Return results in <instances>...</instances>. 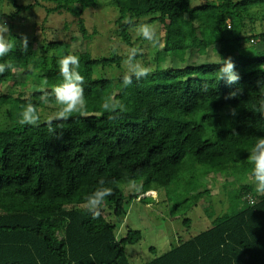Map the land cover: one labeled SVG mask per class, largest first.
<instances>
[{
	"label": "trees",
	"instance_id": "obj_1",
	"mask_svg": "<svg viewBox=\"0 0 264 264\" xmlns=\"http://www.w3.org/2000/svg\"><path fill=\"white\" fill-rule=\"evenodd\" d=\"M104 1L0 0V23L7 25L38 10L45 19L64 13L76 17L58 29L67 41L52 33L49 40L54 29L42 26V39L35 35L27 52L20 48L21 34L8 38L17 46L3 58L16 70L0 75V264H133L126 248L138 244L142 233L129 228L119 233L129 205L153 190L170 203V193L187 186L189 192L170 211L178 216L210 192L191 186L196 176L208 177L213 187L218 183L222 193L232 183L231 211L213 216L196 235L189 230L191 220L183 218L185 235L178 233L164 254L142 264H264V195L254 191L247 161L256 138L264 136V118L253 110L264 95V0ZM102 3L118 13L108 32L112 37L99 33L95 22L89 34L83 18ZM126 18L134 23L148 19L161 28L164 47L137 56L145 66L152 64V72L125 88L122 73L115 74L123 67V55L114 49L124 53L119 46L146 43L139 37L131 41L133 28ZM97 34L114 45L103 43L102 55L95 53L102 48H93ZM109 47L114 48L107 52ZM191 50L213 61L161 67L159 51L184 64ZM69 53L79 57L82 74H92L84 87L87 114L53 121L56 131L50 133L42 112L56 106L54 101L38 103V89L45 79L48 89L62 82L56 61ZM228 57L240 77L234 84L217 76L221 59ZM203 84L207 92L201 91ZM238 88L242 94L225 99ZM106 95L125 106L116 121L101 108ZM29 101L38 106L39 126L18 123ZM230 108L237 109L235 117ZM101 179L113 194L93 219L85 198ZM132 179L142 185L140 191L132 187L124 194L121 187L131 186ZM149 251L155 254L156 249Z\"/></svg>",
	"mask_w": 264,
	"mask_h": 264
},
{
	"label": "rangeland",
	"instance_id": "obj_2",
	"mask_svg": "<svg viewBox=\"0 0 264 264\" xmlns=\"http://www.w3.org/2000/svg\"><path fill=\"white\" fill-rule=\"evenodd\" d=\"M103 3L105 4V1L103 0ZM101 4L97 9H93L89 11V13H84L83 18H85V24L88 28L89 34H92V29L94 26H92V22H95L97 25V28L99 30V33L105 34V33H112L114 30V25L111 23L114 17H117L116 10L112 9L110 6H105L104 4ZM72 10H77L76 6H69ZM8 12V10H5ZM92 15V16H91ZM91 17V18H90ZM46 15L43 10H38L36 12H32L30 14H24L21 15L19 19L14 21L12 24L7 25L10 29V33L8 34V38L10 35L15 34H24L27 35L29 38V41L35 36L39 35L38 39L41 40L42 37L40 33L42 32L40 30V26L46 27L45 30L48 28L54 29L52 32L48 33L47 38L49 40H52L54 36L57 39L60 40H68V37H65L66 33L61 32L58 29L62 28V25L64 22H75L76 17L71 16L67 13H64L62 15H55L54 17H48V19H45ZM94 18L93 20H91ZM44 19L46 21H44ZM143 22L149 23L148 19H145ZM164 31L160 28V33L162 34ZM47 32L45 31V34ZM54 36L52 37V34ZM108 33V34H109ZM74 37H76L80 42V48L81 50H84V45L82 44V37L74 31L73 34ZM110 37H112L109 34ZM97 42H94V49H99L103 47V43H105L106 39L105 36H100L97 34L96 37ZM95 40V41H96ZM137 40V36L135 32H132V39L133 42ZM93 41V40H92ZM114 42V41H113ZM142 41L139 40L138 43L135 44V46L139 47ZM107 45H113L111 41L109 40ZM42 43H37L34 46L35 50H39ZM143 46V51H146L147 48H151L146 43H142L140 48ZM121 51H126V46H119ZM114 47L107 48V52L111 51V49ZM116 49V48H115ZM64 51H68V46L62 49ZM149 50V49H148ZM193 50L189 51L186 55L185 63L181 64L179 59L173 54H163L162 51H159V55L164 59V61L161 64V67L163 68H180L185 65H189L194 63V65H199L203 63H211L213 60L210 55L208 56H200L196 52H192ZM93 52V50H92ZM105 49H100L96 51L95 53L98 55L104 54ZM148 52V51H146ZM63 54V53H62ZM139 60V59H137ZM141 62V61H140ZM144 64V63H143ZM152 64L149 65V67L152 68ZM154 66V65H153ZM155 67V66H154ZM109 71V69H108ZM110 71H114V68ZM124 68L118 72L115 71V74H121L123 73ZM81 73V72H80ZM82 74V73H81ZM109 74V72H108ZM85 77V83L84 87H87L91 81L92 74L91 72L87 73V77L85 74H82ZM110 75V74H109ZM5 89V87H4ZM34 89H32L33 91ZM18 93V89H16V94ZM55 110H52L48 108L47 110L43 111L42 114H44L45 119H48ZM3 116L2 112H0V117ZM0 121L2 119L0 118ZM196 181H193L191 186L195 189L204 190L206 187L210 189V192L204 193L202 199L198 202L196 207H193L189 210H186L184 212H180L178 216H172L170 211L172 209L173 202L178 203L180 202L186 193L189 192V188L187 186H183V188L175 189V194L170 193V199L172 202L164 201L167 199V196L162 193L161 196H157L158 194L154 192H149L147 194H144L146 197H153L152 200L149 201H143V196H138L136 198V203H131L128 207V214L126 215V218L124 219L123 224H121L119 233L126 232V229H133V230H139L142 233V240L136 244V245H130L126 248L127 255L130 259V261L133 264H142L145 262H149L152 260L156 255L160 256L164 254L170 247V245L174 242V240H177L178 233H186L185 225L183 224V218H188L191 220V228L189 229L190 232L193 235L198 234L200 231H203L206 229V227L209 225L208 223H211V220L213 219V216L218 217L219 215L228 213L231 211L232 202L228 196L229 187H231L232 183H229V186H227V190L225 189L222 193L219 192V184L217 183L216 186H212L211 182L209 183L208 177L206 179H199L198 176H196ZM196 182V183H194ZM235 186V185H234ZM124 194H127L129 190H131L132 186L121 187ZM140 201V202H138ZM214 217V218H215ZM209 218V219H208ZM211 218V219H210ZM151 247H154L156 249L155 254L150 252L149 249Z\"/></svg>",
	"mask_w": 264,
	"mask_h": 264
},
{
	"label": "clouds",
	"instance_id": "obj_3",
	"mask_svg": "<svg viewBox=\"0 0 264 264\" xmlns=\"http://www.w3.org/2000/svg\"><path fill=\"white\" fill-rule=\"evenodd\" d=\"M126 23L132 26L136 36L147 42L151 48H163L162 34L159 32L158 26L147 23H134L130 18H126ZM10 29L5 22L0 23V75L7 71H15L14 65L3 58L6 57L14 48L16 41L8 39ZM22 51L27 52L29 49V38L27 35L21 34L18 39ZM117 55H123L122 66L124 71L121 76L122 85L126 88L133 83V79L139 81L146 78L152 72L151 67L145 66L137 60L138 55L143 54V49L140 47H128L124 53H120L118 49H114ZM57 66L59 75L62 77V82L48 89L47 80H43L41 87L38 89L41 95L38 97V103L48 104L54 101L56 110L46 121L48 131L55 132L53 121H67L74 114L84 116L87 114V101L85 98V77L80 73L79 57L74 54H65L57 58ZM221 66L217 70L219 80H224L228 84L236 83L240 77L235 70V64L231 57L221 59ZM201 91L207 92V84L201 85ZM242 94V89H237L230 92L225 99H232ZM101 108L108 113V119L116 121L125 111V106L117 101L112 95H106L102 98ZM254 112L258 113L261 118H264V95L260 97L257 104L253 108ZM229 114L233 117L237 115L236 108H230ZM41 122L40 111L37 104L29 101L22 106L19 112L18 123L20 125L39 126ZM57 127H62L57 125ZM57 138H60L57 136ZM248 163L252 166L250 175L254 184V191L257 195H264V136H258L251 146L248 156ZM129 183L136 191H140L142 185L138 184L134 179ZM159 192L157 190H153ZM149 193V192H147ZM145 193V194H147ZM113 194V188L105 186V181L101 179L99 186L95 188L89 195L86 196L84 208L89 212L93 219L101 215V206L105 203V199ZM144 199H152L153 197H145ZM138 198V197H137Z\"/></svg>",
	"mask_w": 264,
	"mask_h": 264
},
{
	"label": "built area",
	"instance_id": "obj_4",
	"mask_svg": "<svg viewBox=\"0 0 264 264\" xmlns=\"http://www.w3.org/2000/svg\"><path fill=\"white\" fill-rule=\"evenodd\" d=\"M249 202L252 204L253 203V199H250Z\"/></svg>",
	"mask_w": 264,
	"mask_h": 264
}]
</instances>
